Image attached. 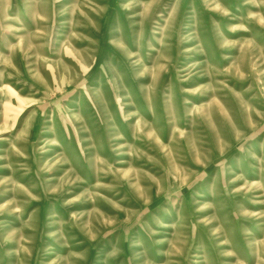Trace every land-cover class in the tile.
<instances>
[{
	"label": "rangeland",
	"instance_id": "374dc122",
	"mask_svg": "<svg viewBox=\"0 0 264 264\" xmlns=\"http://www.w3.org/2000/svg\"><path fill=\"white\" fill-rule=\"evenodd\" d=\"M0 264H264V0H0Z\"/></svg>",
	"mask_w": 264,
	"mask_h": 264
}]
</instances>
